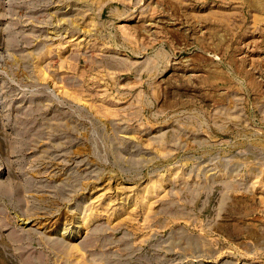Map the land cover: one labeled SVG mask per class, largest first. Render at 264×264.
<instances>
[{"label":"rangeland","instance_id":"1","mask_svg":"<svg viewBox=\"0 0 264 264\" xmlns=\"http://www.w3.org/2000/svg\"><path fill=\"white\" fill-rule=\"evenodd\" d=\"M0 264H264V0H0Z\"/></svg>","mask_w":264,"mask_h":264}]
</instances>
